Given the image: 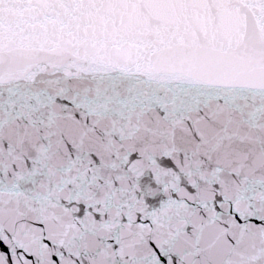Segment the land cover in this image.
Masks as SVG:
<instances>
[{
  "label": "snow or ice",
  "instance_id": "obj_1",
  "mask_svg": "<svg viewBox=\"0 0 264 264\" xmlns=\"http://www.w3.org/2000/svg\"><path fill=\"white\" fill-rule=\"evenodd\" d=\"M0 264H264V0H0Z\"/></svg>",
  "mask_w": 264,
  "mask_h": 264
}]
</instances>
